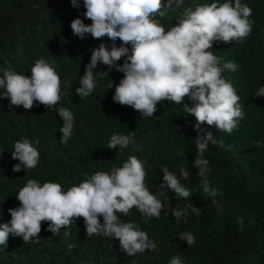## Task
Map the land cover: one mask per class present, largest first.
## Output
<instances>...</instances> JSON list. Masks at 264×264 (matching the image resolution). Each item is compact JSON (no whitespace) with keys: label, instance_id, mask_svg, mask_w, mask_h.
<instances>
[{"label":"trees","instance_id":"16d2710c","mask_svg":"<svg viewBox=\"0 0 264 264\" xmlns=\"http://www.w3.org/2000/svg\"><path fill=\"white\" fill-rule=\"evenodd\" d=\"M211 2L184 0L179 9L169 10L157 20L167 30L178 23L185 8L194 10L199 4ZM241 3L253 10L251 34L242 42H216L212 51L219 58L223 78L232 83L241 98L244 116L231 134L206 123L201 125L205 132L224 141L223 148L209 142L204 154L209 160L210 186L222 193L214 198L222 206V212H218L213 198L203 192L194 167L195 117L184 112L182 105L163 101L157 104L154 116H140L133 108L114 102L115 86L124 74L103 64L94 71H108L109 75L96 77L90 96L81 99L75 93L90 63L91 49L101 43L111 49L113 43L107 37L94 39L88 34L80 39L73 34V19L79 17L91 24L83 15V0H77V7L71 0H0V75L11 70L30 76L37 59L48 60L62 81L56 108L66 107L75 117L73 136L67 144H60L63 120L56 108L47 109L38 102L30 110L23 106L9 108V99L0 100V224L10 221L9 208L20 206L16 195L28 179L41 184L58 182L67 190L97 171L122 167L132 155L144 162L146 186L164 204L159 220L152 218L144 223L135 208L128 216H120L122 222L134 221L146 231L157 243L156 251L127 256L115 238L88 237L84 220L79 218L58 235L47 230L48 222H42L39 243H25L22 237L9 234L7 246L0 245V264H170L172 257H180L182 264H264V97L255 96L264 87V0ZM115 43L118 47L122 44L119 40ZM229 61L238 65L236 71L224 68ZM117 63L123 64V58ZM184 103L193 106L187 97ZM132 132L135 144L129 148H107L113 134ZM24 137L37 147L40 162L33 170L14 172L13 165L19 161L12 159L11 152L14 142ZM161 165L178 177L181 167L192 174L189 180L180 177L182 185L192 191L191 197L179 198L168 189L166 195H160ZM188 204L200 208L201 214L188 208L187 219L177 221L172 212ZM238 217H243L242 228ZM64 231L71 235L65 237ZM184 232L194 235L193 245L179 239ZM70 244L75 246L69 249Z\"/></svg>","mask_w":264,"mask_h":264},{"label":"clouds","instance_id":"9594fccd","mask_svg":"<svg viewBox=\"0 0 264 264\" xmlns=\"http://www.w3.org/2000/svg\"><path fill=\"white\" fill-rule=\"evenodd\" d=\"M71 3L78 6L77 0H71ZM183 3L184 0H167L166 3L163 0H83L86 9L83 15L91 24H85L79 17L73 19L70 24L73 34L80 39L88 34L94 39L107 37L113 43L111 49L104 43L91 49L90 63L79 78L81 86L75 93L81 99L90 96L96 87V77L109 75L108 71H94L103 64L124 74L115 86L114 102L133 108L140 116H154L157 104L163 101L182 105L184 112L196 120L193 129L197 132L194 161L197 176L202 180L203 192L213 198L217 211L222 212V206L214 199L222 193L210 186L207 178L209 160L204 154L209 142L223 148L224 141L205 132L201 125L206 123L215 126L219 132L231 134L238 128L244 113L241 98L232 83L223 78L219 58L212 48L216 42L228 44L245 40L252 32L254 22L250 17L253 10L241 0L223 3L213 0L197 5L194 10L185 8L178 23L166 30L157 17L163 18L169 10L179 9ZM117 40L122 42L119 47L115 43ZM122 58L123 64H118ZM237 67L231 61L224 65L231 71H236ZM30 72L31 75L26 76L4 70L0 75V89L5 91H0V100L9 99V108L23 106L30 110L37 102L47 109L56 108L61 100L62 81L54 65L39 58ZM255 96L264 97V87L259 88ZM186 97L193 106L184 103ZM56 111L63 120L59 128L62 133L60 144H67L73 136L75 117L66 107L56 108ZM133 144L134 132L113 134L107 148L114 150L119 146L123 150ZM260 146L257 143V147ZM11 157L19 161L13 165L14 172L33 170L40 162V152L28 137L14 142ZM160 168L163 174L160 195H166L165 189H168L179 198L192 196V191L184 187L180 179L189 180L192 175L189 171L181 167L178 177L166 165ZM146 176L144 162L132 155L122 167L113 168L111 172L97 171L67 190L58 182L41 184L37 179H28L16 195L20 206L9 208L10 221L0 224V245L7 246L9 234L22 237L25 243H39L42 222H48L47 230L58 235L61 229H70L77 219L83 218L88 237L115 238L127 256L144 254L146 250L156 251L158 245L146 231L134 221L122 222L120 219L121 215L128 216L133 208L141 214L144 223L161 218L164 204L149 191ZM188 208L201 214L200 208L188 204L185 209H175L172 216L177 221L187 219ZM237 220L242 228L243 217ZM70 235V231H64L65 237ZM179 239L186 241L187 246L195 243L191 232L181 233ZM170 264H182L181 258L172 257Z\"/></svg>","mask_w":264,"mask_h":264}]
</instances>
